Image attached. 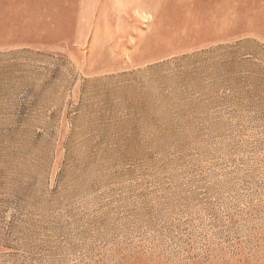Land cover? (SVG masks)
I'll list each match as a JSON object with an SVG mask.
<instances>
[{
	"label": "rangeland",
	"instance_id": "rangeland-1",
	"mask_svg": "<svg viewBox=\"0 0 264 264\" xmlns=\"http://www.w3.org/2000/svg\"><path fill=\"white\" fill-rule=\"evenodd\" d=\"M0 264H264V0H0Z\"/></svg>",
	"mask_w": 264,
	"mask_h": 264
},
{
	"label": "crops",
	"instance_id": "crops-1",
	"mask_svg": "<svg viewBox=\"0 0 264 264\" xmlns=\"http://www.w3.org/2000/svg\"><path fill=\"white\" fill-rule=\"evenodd\" d=\"M254 39H256V41L258 42V46L256 47V50L254 51L253 57L256 56V58H259V55H258V52L260 51L259 42H262V40L260 38H254ZM247 56L249 57L250 55L247 54Z\"/></svg>",
	"mask_w": 264,
	"mask_h": 264
}]
</instances>
